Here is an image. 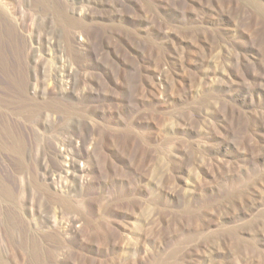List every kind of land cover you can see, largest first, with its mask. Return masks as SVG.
<instances>
[{
    "label": "rangeland",
    "instance_id": "1",
    "mask_svg": "<svg viewBox=\"0 0 264 264\" xmlns=\"http://www.w3.org/2000/svg\"><path fill=\"white\" fill-rule=\"evenodd\" d=\"M0 13L25 39L40 114L0 113L77 207L49 206L0 142L17 197L0 189V264H264V0H0ZM13 79L0 62V95L17 101Z\"/></svg>",
    "mask_w": 264,
    "mask_h": 264
},
{
    "label": "bare ground",
    "instance_id": "2",
    "mask_svg": "<svg viewBox=\"0 0 264 264\" xmlns=\"http://www.w3.org/2000/svg\"><path fill=\"white\" fill-rule=\"evenodd\" d=\"M43 1L47 0H35L37 4H41ZM26 58L27 54L24 37L18 32L17 25L0 13V62L3 68L12 74L14 73V79L11 82L10 89L15 90V93L13 91V96L18 99L17 101H11L5 96L0 95V104H5V101L9 104L16 102L19 106L16 107V109L18 108L17 110L20 112H25L27 110V103L24 99L26 92ZM34 111L36 110H27V116L32 117ZM39 114L40 113L36 112L33 116L35 117ZM0 142L4 147L13 152L15 165L21 171H26L31 174L30 179L36 186L37 192L46 195V203L49 206L58 203L62 207V212L77 210L75 205L66 198L53 194L48 189L46 183L37 178L36 174L33 172L32 165L27 162L31 152L32 140L28 138L26 130L17 122L10 119L6 113H3V111L0 113ZM0 187L3 194L8 198L13 200L17 198L15 187L9 183V180L5 179L0 182ZM8 215L9 217L7 220L11 225L9 228L10 232L18 230L22 235H26V227L22 223L21 217L12 209H9ZM84 217L85 216L82 214L77 218ZM73 220V218L70 220L71 223ZM37 255V258L39 259L41 253L37 252Z\"/></svg>",
    "mask_w": 264,
    "mask_h": 264
}]
</instances>
